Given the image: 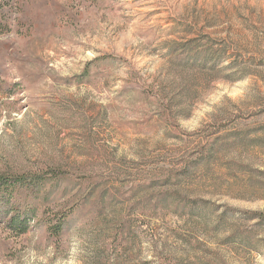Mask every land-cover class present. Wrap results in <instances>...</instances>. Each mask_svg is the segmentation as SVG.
<instances>
[{
  "label": "rangeland",
  "instance_id": "1",
  "mask_svg": "<svg viewBox=\"0 0 264 264\" xmlns=\"http://www.w3.org/2000/svg\"><path fill=\"white\" fill-rule=\"evenodd\" d=\"M45 170L70 226L0 264H264V0H0V171Z\"/></svg>",
  "mask_w": 264,
  "mask_h": 264
},
{
  "label": "trees",
  "instance_id": "2",
  "mask_svg": "<svg viewBox=\"0 0 264 264\" xmlns=\"http://www.w3.org/2000/svg\"><path fill=\"white\" fill-rule=\"evenodd\" d=\"M60 177V173L52 170L0 171V227L24 235L41 224L53 235L64 234L74 211L65 206H52L49 202ZM255 215L264 218L263 213Z\"/></svg>",
  "mask_w": 264,
  "mask_h": 264
}]
</instances>
